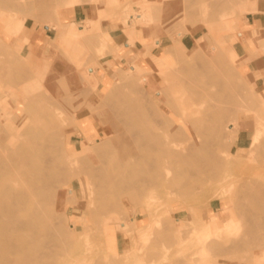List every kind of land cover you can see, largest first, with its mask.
Wrapping results in <instances>:
<instances>
[{"label": "rangeland", "instance_id": "rangeland-1", "mask_svg": "<svg viewBox=\"0 0 264 264\" xmlns=\"http://www.w3.org/2000/svg\"><path fill=\"white\" fill-rule=\"evenodd\" d=\"M16 1L20 3V1ZM91 1L92 0H71L68 5H59L57 16L59 22L58 29L54 27L57 22H54L53 25V22L50 21L53 16L50 12L47 15H35V13L32 12H23L20 10H15L13 8V10L10 11L7 10L10 9V7L7 8L4 6L2 8V6L0 5V12L1 10H3V12L1 13L4 14L0 16V46L3 45L1 46L3 47V49L1 50L0 48V77H2V79L0 78V128H2V130L6 129V132L4 130H1L2 134L6 136L5 137L2 135V137L6 139L11 135L10 133L12 132L11 128L5 125L7 122V112L17 111L16 102L14 101V99H10V97H13V92H10V90H16V92L14 91V93L18 92V97L20 98L28 97V95L33 94V92L30 94L28 92L32 90L33 83H36L41 85L39 88L40 90H37L41 95L42 93H44V90L46 88L51 91L52 94H49L50 96L56 95L60 99L64 100L61 110L63 111V115L65 118H63V122L60 123L64 131V137L62 140L63 146L68 148L70 151L76 152L80 149L82 142H88L86 135L90 132L93 134L92 142L94 141L93 143L91 141L89 142L90 146L92 144H96L95 146H97L98 143L95 142V140H102L105 135H107L108 137L112 136L111 138H113L126 130L121 126L122 123L120 124L118 122L119 120H116L115 118L116 111L118 110V114L120 113L119 111L122 112L123 109L119 110V108L115 107V105L112 106L114 102H117L118 99H115L113 102L112 100L108 101V103L106 102L107 99L104 98H106L109 91L108 89H104L101 83L96 85L95 81L96 79H98L97 76H99L101 73L106 74L107 81L109 83H114L113 86H115L119 83V81L123 80L124 76L128 78V75L132 73L131 69H133V67L142 66L146 62L150 65V63L147 61V54L144 53L145 48L142 46L144 43L152 44L156 40L163 41V44L160 47H155V45H152L153 48L151 52L153 56H159L164 50L173 45L175 39H178L177 33L182 32L183 37L181 40L186 47L184 53L185 55H190L197 47L196 44L199 39L203 38L204 40L208 34V36L212 38V41L213 39H215V41L218 42L216 44L217 46L215 45V43L214 46L220 48V50L222 51L223 68L226 70V68L229 67L230 69V80L227 79L226 81L229 82L228 85L231 86L230 88L234 90H232L233 94L234 92L237 94H234L236 96H234V103L233 101L230 103L231 100L228 101L227 98H225V101L224 98L215 96V101L214 95L213 97L212 95L208 96V98H213H210L212 99V101L214 100L213 102L219 101L218 103H220V101L222 100L219 105H222L224 108H222V106L217 107L219 110L222 108L220 112H223V109H225V111L222 113L223 116H225L223 117L224 119L221 120L220 124L221 126L223 123L222 121L225 120L222 128L225 131H221L222 133H224V137L222 138L221 136L222 140L219 141L220 135L222 134L218 136L219 147L217 146V152L221 155H219V159L224 162L222 165L220 163L219 165L221 166L218 167V173L220 176L219 178L215 177H218V175L213 174L215 177L214 179L213 175L209 173L210 175H212L209 176L213 179V182H211V184H209L211 179L209 180V176L208 179L206 178V173L204 174L206 176H203V174L201 176H194L193 180L195 182H200H197L198 186H194L197 185L195 182L190 183L191 185L194 183L195 184L191 186L192 194L190 195L191 192H188L189 196L188 194H185L184 196L186 197H178L179 194L174 193L173 191L172 193H170L164 190L163 186H160L163 190L159 189V197L155 200H146L145 198H142L136 194L135 187L127 188L120 192H109V190L101 188L96 180L88 178V176H86V174L84 173L80 174L79 172L73 171V166L71 167V165L68 163V160L65 158V160H62L61 163L59 162V168L63 172H67L66 176L70 178L66 179V182L68 183H65L64 181L63 183L65 184H62L60 182L62 185H60V183L55 185L56 204L49 205V209H51L54 213L52 219H50L51 221L49 222H52V225L54 223H57V226L61 224V226H59L61 228L63 225H66L65 228H68V231L65 229L66 233H63L62 231L64 229H57V227L54 225L57 231L59 230L62 232H59L60 235L57 236V240H59L60 242H54L55 246L54 243H49V245L48 243L46 245L40 243L36 247V252L40 255H46L48 253L47 256H49L50 252V255L54 253L50 264L54 262V264H176L177 262L179 264H191V259L195 258L196 253L198 252H196V250H200L203 246L204 247L202 249H204L207 246L208 248H206V252L210 257L211 264H264V238H262L264 237V218L262 217L264 216V198H262L263 200L260 199V201L262 202L259 204L252 203L251 205L250 201H248L249 204L247 200L243 201L245 200V193H247V191H250L245 190L246 180H244V178H248L251 184H255L256 181L258 182V184H260L259 181H262L263 183H261L264 185V77H257L254 81L247 75L242 73V69L239 67V63L237 60L238 55L235 50V46L242 42L240 34L244 29V22L247 14L249 12H256L258 9H260L264 0H232V3L231 0H211V3H213V1L218 2V7L216 9L215 15L210 14L213 17L211 18V21L209 20V14L206 18L208 19L207 21H205V16L207 12H211V8H213L214 10H212L215 12L216 7H213V5H216V3L211 5V7L209 5V8L207 6V4L210 3H207V1L209 0H204L206 6L204 4V1L202 0H199L201 2H197L198 0H190V2H194L193 4H195L192 5L191 3V5L193 6L192 7L190 5L191 8L189 6L190 3L187 2L188 0H99V2L94 5V8L90 4ZM220 1L222 4L224 3L223 5L221 4V6ZM198 3H203L204 7H207L209 10H205L203 9V7L202 10L198 11L203 12L204 10L203 13L201 12L203 15L197 12L199 16L195 12V14H197L195 15L196 17H192L193 19H190L189 23V20L187 19L193 15L194 11H197L203 6L201 4L199 6ZM225 3L227 5H225ZM182 5H184V7ZM196 6H199L200 8H197ZM194 7H196L197 9ZM188 9L193 12L191 13ZM220 9L221 11L217 14V10L219 11ZM226 9H228L229 11ZM186 11H189L192 15L190 16L188 14L189 12L187 13ZM184 12H186L190 17H187L188 15H186L185 13V18H187L184 19ZM76 13L79 14L78 18H75ZM137 14H142L140 19H136ZM200 14L202 15V18H199V21L204 19V21L202 20V22L198 21V17H201ZM216 14L220 16H217L219 19H216L217 17H214L216 16ZM226 14L227 17L224 18ZM15 18L18 19L17 22L25 21L26 25V29L23 31L21 30L20 32H18V34L13 31V27L16 24ZM220 18L222 20H220ZM212 19H216L213 21L219 20L217 22V25L214 22L216 27L213 26L214 23L212 22ZM194 20H197L196 23L194 22ZM191 22L193 25L191 24ZM209 22H212L213 25L211 24L212 26H209ZM227 22L229 24L227 27H225V24ZM176 25L181 26V28L183 27L182 31L177 30L176 33H174L175 30L179 28ZM47 26H50L53 31L52 39L49 43V48L45 53L32 54V48L34 44L33 34L37 29L43 30ZM90 27L92 28L90 29ZM212 27H214V29ZM205 32L207 33L205 34V37H203ZM108 35L109 38L106 37ZM23 36H25V41L21 42L19 40V37ZM77 39L85 40L80 41V48L82 49V51L80 52H76L77 50L73 48L76 45ZM106 39L108 43L107 45L111 46H108L110 47V49L108 50V47L106 46L107 48L105 47L104 49V55H102L98 59L88 62V64H83L84 61L87 60L86 58H88V56L90 57V54L94 52L92 51L94 49L90 48L98 47V45H100L102 42H105ZM210 39L204 40V51L208 52L213 46L212 43L210 44V42H212L210 41ZM57 40L59 44L57 43ZM134 41L136 43L135 45H132L130 42ZM207 43H209V47L206 46L208 45ZM73 49H75V51ZM111 49H114L115 51ZM107 51H110V53L106 54ZM8 55H10L11 60L7 58ZM91 63H93L94 66ZM89 64L90 66H88ZM85 67H92L93 70L95 68L94 73L96 74H88L91 79V85L87 84L84 80V76L86 77V72L84 69ZM211 67L213 69L214 67H218L217 72H219L220 70V72L217 73L209 67V69H212L215 72H210L211 75L222 74L223 72H225V70H222V68L218 65L217 67ZM168 69L169 67L165 65H159L157 67V70L161 72H165ZM78 72H80L79 74H81V76H79ZM179 72L177 71V74H180L182 77L180 75L179 77L177 74L168 75L169 78L167 79L165 85H168L167 87H169L171 91L180 89V78L185 77L188 79V74L186 77V72ZM182 74H184V76ZM65 77L66 83L64 87L65 81L62 83L61 80ZM78 77H80L81 82L83 80L84 81L80 83V79ZM81 77L83 78V80ZM175 77H179V79L173 81L172 79H175ZM57 79L60 80L57 82ZM59 82H61L59 86L62 85V88L58 86ZM69 82L71 83V85L69 84ZM174 82L178 84L175 85L176 83ZM207 83L205 82V84ZM212 83L215 85L214 82H211L210 86L209 83L207 86H204V83L200 85H202L201 87L204 86L208 89H210L211 87H216V85L214 86L212 85ZM9 85H11V89ZM69 85L70 89L67 90ZM134 87L135 86L127 87V89L124 88L125 96L127 98H130L131 95L133 96L131 99H137L140 97V94H138L139 92H137L140 90V88L138 89V86H136V88L138 89L137 90L136 88L133 89ZM228 87L227 89L231 90ZM63 88H66L67 92L66 90H63L66 93H62L61 89ZM166 90L167 93H169V90ZM210 90H216V88ZM23 91H27V95H25L26 93L24 94ZM126 92L128 93V96L126 95ZM126 97H122L123 99L121 100H125ZM256 97H258L259 99ZM210 99H206L207 102H205V106L210 104ZM256 100L258 101V103ZM223 101L225 103H223L224 105L222 104ZM43 102H38V104H40L39 107L42 106L41 104ZM111 102L112 104H110ZM120 102L121 101L119 100V105L123 106L120 104ZM213 102H211V104ZM235 102L238 103L235 109H239L238 111L236 110V113L234 112L235 109L232 110L233 112L229 111L233 108L232 106L236 104ZM105 103L107 105H105ZM118 103H116V106L118 105ZM4 104H6V109H2V107L5 106ZM229 105L231 106V109ZM88 106L92 107L89 108ZM225 106L229 109L228 114V111L226 110L227 108H225ZM18 107H20V109L22 110L20 111V114H22L24 106L22 104H19ZM109 108L113 109V112L111 110L109 111ZM37 111H34V113H32L33 116L36 114L39 115L41 113L40 108H37ZM212 111L211 113L216 112V110L213 112ZM230 112L231 114L236 115H234L233 117V115H230ZM227 115L231 118H228ZM231 119L233 122L231 121ZM68 121L69 123H67ZM209 122L203 121L206 126L209 125ZM85 123L90 124L84 125ZM1 125H4V127H1ZM164 125L165 124L161 123V128L158 125L160 130H162ZM178 126H180V124L178 123L171 126L166 125L167 129L165 130L172 131V133H174L173 128H176ZM193 126L194 124L192 122L187 123V130L189 133L186 135L188 136V138H186L187 136L185 135V133L180 135V137L179 135H177L176 137L179 140L177 139L178 141H175L174 137L173 142H170L169 147L180 148L181 146H184L187 141L191 139V137H195V130ZM257 132H260V137L258 138V142L254 144V146L253 143L251 144V142L252 138L256 135L255 133ZM241 133L244 135V137L247 136L248 138V141L244 145L245 148L242 149H240L239 147L241 146V143L239 144L237 141L238 136ZM184 135L186 137L181 141V136ZM7 140L8 139H6L5 142H3V140L2 142L6 144L8 142ZM218 141L216 140V142ZM220 143H223L224 145H220ZM2 144L0 143V148H2ZM71 145H74V147H72ZM252 145L253 148H255L254 150L252 148ZM88 146L89 145H83L82 148H87ZM220 147L224 148L221 149ZM258 147H260L261 149ZM251 149L253 152H251ZM258 149L262 151L260 152V150ZM107 151L108 150H106V152ZM219 151L221 152L219 153ZM106 152H103V150L101 149H95L89 154V160L87 161L91 164L95 163V165L111 169L115 172H122L124 170V167L121 164L113 163V161L109 158L103 157ZM223 156L225 159L220 158ZM101 157L104 158L103 161L105 162L102 161V163H99V161H101ZM60 158L63 159L64 157H59V161H61ZM259 158L261 159L258 160ZM70 160H72V158H70ZM86 165V163L82 162L79 164V167L85 168ZM137 170L140 173L141 168H137ZM169 170H171L172 175L173 170L171 169V166H160L157 168V171L161 173H166ZM223 178L230 180V182L223 185L219 189L217 187H220V185L216 183H218L219 180L221 181ZM231 179L234 182L231 181ZM204 180L205 184L203 183ZM242 180L244 182L241 184ZM184 181L187 180H185L184 176H181L179 182H176L178 188L181 187ZM184 185L185 184H183V186ZM175 186L176 185H174V187ZM193 186L195 189L193 188ZM70 189H72L73 191H70ZM242 190H244V192ZM241 192L244 193L243 196L241 195ZM237 196L240 198L242 196L243 198L241 199L243 200H239L240 198H238ZM64 199L67 202H64ZM231 199H236L233 203L234 205L230 202ZM240 201L243 202L242 205ZM108 202L119 203V210L114 213L106 212L104 214H99L97 217H94V214L92 215L93 217H91L90 210L93 211L97 209L100 203ZM237 202H240L239 205ZM252 206H256V209H254V207ZM36 208L43 209L42 201L39 198H33L30 201L28 209L25 212H21L18 215V218L21 220L31 218L30 214L28 215V213ZM243 209L248 213L247 218H249H246V221L245 219H243V215V217H241V212L244 211ZM257 209L261 211H258ZM58 211L62 214L61 216L63 218L65 217L66 219H63L61 216H59L60 213ZM249 213L250 215H252L250 216ZM255 213L260 214L258 215ZM257 215L262 216H260L261 218H258ZM231 216L238 222L237 227L238 229H240L239 231L242 232V234L240 233V235L238 236V240H240H236L237 248H239L237 249L228 244L227 246L229 247L226 246V248H229L230 251L226 252V248V251H221L222 253L217 250L214 251L215 248H212L210 244V238L211 240L214 239L210 236L213 235L208 233L206 234L207 231L205 232V227L208 224L210 225V221L213 217L216 218L217 225H219L220 227H225V225L228 223V219ZM251 217L255 218L251 220ZM256 219L257 221L255 222L254 220ZM258 219H260V222L258 221ZM170 221L173 224H171ZM101 222L103 223V225L101 224ZM107 224L108 226H106ZM246 224L249 226H247ZM253 224L254 226H252ZM42 225H44V222L42 223ZM256 226H258L259 228H256ZM166 228H168L167 230L169 231H175H170L173 233V236L172 233L170 234V232L166 230ZM188 229L192 233L187 231ZM253 229H256V231L258 232H254ZM70 230L73 232H70ZM185 232L186 234H184ZM145 233L146 235H144ZM227 233V231L222 233L223 238L218 239L219 244L226 243ZM249 233H253L255 237H253ZM258 233H260L261 235ZM61 234L65 235L61 236ZM256 234L258 235L256 236ZM190 235L192 236L190 237ZM164 236L167 238L165 239ZM243 236H245V239ZM162 237L164 241L163 239L161 240ZM183 237L186 238L184 239ZM167 239H169V242L167 241ZM62 241L63 243H65L64 245ZM240 241L241 244L239 243ZM206 242L209 245H207ZM52 244L53 247L51 246ZM63 246H66L65 249L63 248ZM57 248L59 251L57 250ZM49 249L51 251H49ZM60 249H64L66 254L64 250ZM55 252L56 254L58 253L59 257H57L58 255H56ZM217 252H220L221 254ZM224 253H226L227 255H224ZM218 254L219 256H216ZM234 258H236V260Z\"/></svg>", "mask_w": 264, "mask_h": 264}, {"label": "bare ground", "instance_id": "bare-ground-1", "mask_svg": "<svg viewBox=\"0 0 264 264\" xmlns=\"http://www.w3.org/2000/svg\"><path fill=\"white\" fill-rule=\"evenodd\" d=\"M18 1H20V3L17 2L16 0H0V5L2 6V8L4 6L7 8L10 7V9H7L10 11H12L13 9L20 10L23 12L28 11L30 13L31 12L35 13V15H37V14L38 15H47L50 12L53 15L50 21L53 22V25H54V22H57L54 27L56 29H58L59 28V22L57 19L58 7H59V5L60 6H64V4L68 5L71 0H25V1L18 0ZM193 1H196V0H193ZM202 1H204V0H202ZM210 1L211 0L207 1V3ZM98 2H99V0H92L90 4L94 8L95 7L94 5L97 4ZM187 2L190 3L189 6L191 5V3H192V5H195V4H193L194 2H190V0H188ZM197 2H201V1L198 0ZM232 2L233 1L231 0V3ZM214 3H216L217 6ZM217 3L218 2L213 1V3L210 2L207 4L208 7H209V5L211 7V5L214 4L215 6L213 5V7H216V8H215V12L213 11L214 9L211 8V12L212 11L213 12L211 13L209 11L210 13L207 12L206 16L204 15L205 21L208 20V19H206L208 14L209 15L210 14L215 15L216 9L218 7ZM200 4L203 5V3H198L199 6H200ZM204 4L206 6L205 1H204ZM221 4L222 3L220 1V6H221ZM184 5H182V6L184 7ZM225 5H227V4L225 3ZM161 6H162V4H161ZM186 6H188V5H186ZM191 6H190V8H191ZM196 7H194V8H196ZM203 7H204V5L201 8L199 7L200 9H198L197 11H194L193 15L190 14V12L192 13L193 11H190V9H188L190 12L189 11H188L189 13L187 11L186 12L190 16L191 15L192 16L190 17L186 12H184L183 13L184 19H186L187 17H190L187 19V20H189V23H190V19H193L194 17H196L195 15H197L198 13H201L202 11L201 12H198V11L202 10ZM203 9L209 10L207 7L206 8L204 7ZM222 9H224V8H222ZM226 10H228V9H226ZM183 11H184V9H183ZM220 11H221V9L219 11L217 10V14ZM1 12H3V10H1ZM195 12L196 13L198 12V13L195 14ZM203 12H204V10H203ZM30 13H28V14H30ZM185 13H186V15H188L186 18L184 15ZM201 14H200L201 17H198V21H199V18H202L203 14L202 15ZM217 14H216V16H214V15L213 16L214 17L219 16ZM1 15H4V14L1 13L0 16ZM141 15L142 14H137L136 19L137 18L140 19ZM198 16H199V14H198ZM226 17H227V14L224 18H226ZM228 17H230V16H228ZM209 18H210L209 20L211 21V18H213L212 15H210ZM221 18H220V20H222ZM54 19L55 20L57 19V20L55 21ZM216 19H219V18L217 17ZM216 19H212V22L213 23L215 22L217 25V22L219 20L213 21ZM15 20H16V24L13 27V31L18 34V32H20L21 30L23 31L26 29V25H25V21L17 22L18 21L17 18H15ZM202 20L204 21V19H202ZM202 20H200V21L202 22ZM196 21L194 20L195 23H196ZM184 22H186V21H184ZM212 22L211 23L209 22V26L212 24ZM215 23H214V25L212 24L214 27H216ZM191 24H192V22H191ZM228 24L229 23L227 22L225 24V27H227ZM220 26H222V25H220ZM177 27L181 28V26H177ZM214 27H212V28L214 29ZM91 28L92 27H90V29ZM179 28L176 29L175 32L174 31L173 32L176 33L177 30L182 31L183 27L181 29H179ZM208 31H209V29H208ZM86 33H88V32H86ZM206 33L207 32L204 33L203 37H205ZM153 34H155V33H153ZM106 37L109 38V35ZM182 37H183L182 32H178L177 33L178 39H175L174 43L172 42L173 45H171L168 49L164 50L159 56H153L151 51L153 48L152 45H155V47H160L161 40H156L152 44L144 43L142 46L145 48L144 53L147 54V57H148L147 61L150 63V65L146 62L142 66L133 67V69H131V70H132V73L133 72L134 73L133 74L131 73L132 75L129 74L128 78H126V76H124L123 80L119 81V83L115 86H113L114 83H112V82L109 83L107 81V79H106L107 75L106 74L101 73L99 76L96 75L98 77V79H96V81H95L96 85L101 83L103 85L104 89H108V91H109L107 93L106 98H104V99H107L106 102L108 103V101H110V100H112V102H113L115 99L116 100L118 99L116 103H118V101L120 100L121 101L120 104L124 106L125 109L123 108V106H120L118 103V105H119V107H118V105L116 106L115 102L112 105V106L115 105V107L119 108V110L123 109L122 112L119 111L120 113H118V114H117L118 110L116 109L117 115L115 114V116H116L115 118H116V120L117 119L119 120L118 122L120 124L121 123L123 124V125L121 124V126L123 127V129L125 128L126 130L125 131L123 130L124 132L118 134L117 136L114 135L115 137H113V138H111L112 136L108 137L107 135H105V137L102 140L96 139L95 142H97L98 144H97V146H95L96 144L95 145L92 144L91 146H93V147H91L89 144V142L90 141L92 142V140H93V138H92L93 134L91 132L90 133L87 132L88 134L86 136H87L88 142H85V141L82 142L80 149L77 150L76 152L70 151L68 148L63 146V142H62L63 137H64L63 136L64 131H63L60 123H62L63 118H65L63 115V111L61 110V107L63 105L64 100L60 99L56 95L50 96L49 94H52L51 91L49 89H46L44 86L43 87L45 88V90H44V93H42V95H41L37 91L41 85L36 84V83H33L32 90L30 92H28L29 94L33 92V94L28 95V97L20 98V97H18L19 96L18 92L14 93V91L16 92V90H14V91L10 90L11 85H9L10 86V89H9L10 92H13L12 93L13 97H10V99L11 100L14 99V101L16 102L17 111H14V112L10 111L11 114H10V112H7L8 113L7 114V122L5 125L9 126L11 128L12 132L10 133L11 135L6 138V139H8L7 140L8 142L6 144L3 143L6 141V139L4 137H2V135L3 136H5V135L2 134V132H1L2 128H0V141H1L0 143L1 144L3 143L2 148H0V264H50L51 263L54 253H52V255H50L51 254V252H50L49 256H47L48 253L46 255L45 254L40 255L36 252V247L40 243L43 245H46L48 243V245H49V243L58 242L59 240H57L58 239L57 236H59L60 233H62V232L66 233V230L68 229V228H65L66 225L62 224L63 226L61 228V227H59V226H61L60 223H59L60 225L57 226V223L56 224L54 223L52 225L51 224L52 222H49V221H51L50 219H52V216L54 214L53 211L51 209H49V205L50 204H54V205L56 204V199H55L56 198V193H55L56 188H55V185L59 184L60 182L62 184L68 183V182H66L67 181L66 179L70 178V177L66 176L67 172H63L59 168V164L62 162V160H65V158L68 160V163L71 165V167L73 166L72 167L73 171L79 172L80 174L84 173V174H86V176H88V178H90L92 180H96L101 188H103L105 190H109V192L110 191L111 192H120L124 189L135 187L136 194L142 198H145L146 200L147 199L148 200L157 199L159 197V192H158L159 189H161V190L164 189L170 193H172V191H173L174 193L179 194L178 197H180V196L182 197L185 194H188V192H191L190 193V195H191L192 194L191 186L194 185L195 183L197 184V182H200V181L195 182L193 180L194 176H201L203 174V176L207 175L206 178L208 179V176L210 175L209 173H211L212 175L213 174L218 175V177L215 176L216 178L220 177L219 173H218V171H219L218 167L221 166L224 161L222 162L221 159H219L220 154H218V152H217V146L219 144V141H221L222 138L224 137L223 136L224 133H222L221 131L223 130L222 128H223V123L225 122V120L222 121L223 123L221 126H220V124H221V120L224 119L223 117L225 115L223 116L222 113L225 111V109H223L224 110L223 112H220V110L224 107L222 105H219V104L222 101L221 98H224V99L227 98L228 101L231 100L230 103L232 101L234 103V101H235L234 98L236 97L234 95L236 93L234 92V94H233L234 90L232 88H230L231 86L228 85L229 82L226 81L227 79L230 80V78H229L230 77V69H229V67H227L226 70L223 68L222 51L220 50V48L216 47L217 46L216 44L218 42H216L215 39H213V41H215V42H213L212 38L210 36H208V34L206 36L207 38L205 37V39L209 40L211 38L210 41H212V42H210V41L209 42H210V44L211 43L213 44V46L210 48V50L208 52L204 51L205 48L203 47V45L205 46V43H204L205 39L203 40V38H200L196 44L197 47L194 49V51L190 55H185V53H184V50L186 47L181 40ZM58 39H59V37H58ZM19 40L21 42L25 41V36L19 37ZM171 40H172V38H171ZM80 41H85V40L77 39L76 45L73 47L77 50L76 52L82 51V49L80 48ZM57 43H58V40H57ZM130 43L132 45H135L136 42L134 41V42H130ZM214 43L216 46H214ZM107 44L108 43H107V39H106V41L102 42L100 45H98V47L90 48V49H94V50H92L94 52H92V53L90 52L91 56L90 57L88 56V58H86L87 60H85L83 64H88V62H91L95 59H98L99 57L104 55L105 47L110 46ZM207 44L208 45H206V46L209 47L210 46L209 43H207ZM55 45H57V44H55ZM1 46H3V45H1ZM1 46H0V48L2 50L3 47H1ZM110 47H108L107 49L109 50ZM75 49H73V50L75 51ZM111 50H114V49H111ZM107 53H110V51H107L106 54ZM5 57H7V56H5ZM7 58L9 60H11L10 55H8ZM7 58H6V60H7ZM91 64L93 65V63H91ZM159 65L168 66L169 69L165 72L158 71L157 67ZM177 65H179V66H177ZM217 65L220 66L222 68V70H225V72H223L222 74H212L211 75L210 72L212 73L214 71L215 72L218 71ZM88 66H90V64ZM211 66H213V67L216 66L217 68L214 67V69H213ZM209 67L212 68L214 71L212 69H209ZM84 69L86 72V77L84 76V80L87 84L91 85V81H90L91 79H90L88 74H93V75L96 74V73H94L95 68H94V70L92 67H85ZM215 69H217V70H215ZM73 71H75V70H73ZM177 71L178 72L180 71L179 73H181V71L186 72V77L188 74V79L185 77H184L185 79L180 78V80H179V81H181V83L179 82L180 89L176 90V91H171V89H169V87H167L168 85H165V84H166L167 79L169 78L168 75L177 74ZM69 72H71V71H69ZM167 72H169V73H167ZM219 72H220V70H219ZM219 72H217V73H219ZM79 73L80 72H78V74ZM224 73H226V74H224ZM182 75L184 76V74H182ZM79 76H81V74H79ZM179 77L178 78L175 77V79H172V80L176 81V79H179ZM0 78L2 79V77H0ZM78 78L80 79V77H78ZM172 78H173V76H172ZM59 80L57 79V82ZM62 80H61L62 83L65 81L64 82V87H65L66 77L62 78ZM82 80H83V78H82ZM61 82H59V84L57 83L58 86L61 84ZM82 82L80 79V83H82ZM205 82L206 83L208 82L209 86H210L211 82H214L216 87H214V88L211 87L210 89L216 88V90H210L207 87H204V86L208 85V83L205 84ZM174 83H176V82H174ZM202 83H204L203 87H201L202 85H200ZM69 84L71 85L70 82H69ZM177 84L178 83H176L175 85H177ZM70 85L68 86V88L66 87L67 90L70 89L69 88ZM175 85H173V86H175ZM212 85H214V84L212 83ZM61 86H59V87L62 88ZM130 86H135L133 89H135L136 86H138V89L140 88V90L137 91V92H139L138 94H140L139 98L131 99L133 96L129 95L130 98L128 97L129 98L128 99L125 96L124 88L127 89V87H130ZM227 87L230 88L231 90L227 89ZM66 88L61 89L62 93L67 92ZM82 88H83V86H82ZM206 88H207V90H206ZM166 89L169 90L168 92L170 93V98H169V93H167ZM57 90H59V89H57ZM63 90H66V92ZM134 91H136V90H134ZM34 92H35V94H34ZM16 94H18V95H16ZM24 94L27 95V91L24 92ZM25 95H23V96H25ZM123 95L126 97L125 100H121V99L125 98ZM126 95L128 96L127 92H126ZM210 95H212V97L214 95V100L216 99L215 96L221 97L220 103H218L219 102L218 100H217L218 102H213L214 100L212 101V99H213L212 97L208 98V96H210ZM210 98H212V99H210ZM256 98H258V97H256ZM41 99H42V101H41ZM206 99L207 100L210 99L211 102H213V103L211 104V102H210L211 105L208 104L207 106H205V102H207ZM217 99H219V98H217ZM225 101H226V99H225ZM228 101H227V103H228ZM38 102L39 103L43 102L44 104L43 103L41 104L43 107L42 106L39 107L40 104H38ZM112 102L110 104H112ZM217 103H218V105H217ZM223 103H224V101L222 102V104ZM235 103L236 104L234 106H232L233 107L232 109L230 106L231 104L229 105L231 110L228 109L229 107L227 106L228 105L227 104L226 106L228 108L225 106V108H227L226 110L232 111L233 109H235L236 105H238L237 102H235ZM257 103H258V101H257ZM19 104H22L24 106L22 114H20V111H22V110L20 109V107H18ZM99 104H102V103H99ZM4 105L5 106L2 107V109H6V104H4ZM105 105H107V104L105 103ZM112 106H111V108H112ZM218 106H220V107L222 106V108L219 110L217 108ZM88 107L90 108L92 106H88ZM100 107H101V105H100ZM37 108H40L41 113L39 115L36 114L33 116L32 113H34V111H37ZM111 108H109V111L111 110L113 112V109H111ZM212 109H213V111L216 110V112L211 113ZM114 110H115V108H114ZM236 110L237 109L234 110L235 113L239 109L237 111ZM59 111H60V113H59ZM229 111L227 112V114L229 113ZM226 112H225V114H226ZM230 115H233V114H231V112H230ZM234 115H236V114H234ZM234 115H233V117H234ZM227 117H228V115H227ZM227 117H225V118H227ZM228 118H231V117H228ZM203 121H205V122L210 121L211 123L209 122V125L207 123L208 126H206L203 123ZM226 121H230V120H226ZM231 121H232V119H231ZM191 122L194 124L193 127L195 130L194 131L195 135L194 134L193 135L197 138L191 137V139H189L187 141V143L184 146H181L180 148H172V147L170 148L169 147L170 142H173L174 137H175L174 140L176 141L178 139L176 137L177 135H179V137H180V135H182L183 133H185V135L189 133L187 130V123H191ZM67 123H69V121ZM161 123L165 124L163 127L164 130H163V128H162V130H160V128H161L160 124ZM176 123L180 124V126L173 128L174 133H172V131H166L165 130V129H167L166 125L171 126V125L176 124ZM86 124H88V123H85L84 125H86ZM158 125L160 126V128L158 127ZM2 126L4 127V125H1V127ZM220 127H221V130H220ZM224 131L225 130H223V132ZM220 134H222V135H220ZM255 134L256 135L252 138V142H251V144L253 143V145L258 142V138L260 137L259 136L260 132H257ZM8 135H9V132H8ZM97 135H98V133H97ZM185 135L181 136L182 137L181 141L184 140L185 137L187 136V135L186 136ZM219 135H220V138H219L220 140L218 139ZM221 136H222V138H221ZM186 138H188V136ZM216 140L217 141L219 140V141L216 142ZM224 142H226V141H224ZM83 145H85V146L89 145V146L87 148H85V147L82 148ZM220 145H224V144L220 143ZM253 145H252V148H253ZM71 146L74 147V145H71ZM223 148L224 147H222L221 149H223ZM258 148H260V147H258ZM95 149H97V150L101 149V150H103V152L104 151L106 152V150H108L104 155L102 154L103 157L109 158L110 160L113 161V163L121 164L124 167V170L122 172H115L111 169L95 165V163L91 164L90 162H88L87 160H89L88 159L89 154ZM254 149L255 148H253V150ZM260 149H258V150H260ZM261 151L262 150H260V152ZM220 152L221 151H219V153ZM251 152H253L252 149H251ZM61 156H63L64 158L63 159L60 158L61 161H59V157H61ZM70 158H72V160H70ZM104 158L101 157L100 158L101 161H99V163H102ZM220 158H224V156L220 157ZM260 159L261 158H259L258 160H260ZM97 161H98V159H97ZM82 162L87 164L85 168L79 167V164ZM103 162H105V161H103ZM220 163H221V165H219ZM160 166H171V169L173 170L172 175H171V170H169L166 173L165 172L161 173V172L157 171V168ZM137 168H141L140 173L137 170ZM205 173H206V175H204ZM212 175H210V176H212ZM214 175H213V178L215 179ZM76 176H77V174H76ZM181 176H184L185 180H187V181H184L182 183V185H181L182 188L181 187L178 188V185L176 182L177 181L179 182V180L181 179ZM210 176H209V180L210 179L211 180H210L209 184H211V182H213L212 181L213 179ZM73 178H74V175H73ZM244 180H246L245 181V190H250L251 193H250V191H247V193H245V196H244L245 200H243L241 198H243L242 196L244 194L243 193L244 190H242L243 192H241L242 193L241 198L237 196L238 198H240L239 200H243V201L247 200V202L250 201L251 205H252V203H256V204L261 203L262 201H260V199L264 198V185L262 184L263 182L259 181L261 184L260 185V184H258L257 181H256L257 184H256V182H255V184H251L249 182L248 178L247 179L244 178ZM64 181H65V183H63ZM231 181H233V180L231 179ZM193 182H195V183L191 185L190 183H193ZM229 182H230V180L223 178L221 181L219 180V182L216 183V184L220 185V187H217V188L220 189L223 185H225ZM233 182H231V183H233ZM243 182L244 181L242 180L241 184ZM61 183H60V185H62ZM203 183L205 184V180ZM203 183H202V185H203ZM183 184H185V185L183 186ZM174 185H176V186L174 187ZM160 186H163V189ZM194 186H198V184L194 185ZM194 186H193V188H194ZM176 188H178V189H176ZM213 188H216V187H213ZM70 191H73V190L70 189ZM194 191H193V193H194ZM188 196H189V194H188ZM184 197H186V196H184ZM33 198H39L42 201L43 209H39V208L33 209L31 212L28 213V215L30 214L31 218L24 219V220L19 219L18 215L21 212H23V211L25 212L28 209V207L30 205V201ZM235 200L231 199L230 202L233 204L235 202ZM65 201L66 200L64 199V202ZM239 203H238V205H239ZM242 204H243V202H241V205ZM248 204H249V202H248ZM260 205H259V207H260ZM119 207H120L119 203H117V202H108V203H100L99 206L97 207V209H95L93 211L90 209L89 210L93 213L92 214L90 212L91 217H93L92 215H94V214H95L94 217L95 216L97 217L99 214H104L106 212H111V213L117 212L119 210ZM252 207H254V206H252ZM255 207H254V209H256ZM87 209H88V207H87ZM263 210H264V208H263ZM245 211L246 210H244L243 212H241L242 214L241 213L240 214H241V217L244 216L243 219H245V221H246L248 213ZM258 211H261V210H258ZM250 213H251V211H250ZM250 213H249V215H250ZM116 214H118V213H116ZM240 214H239V216H240ZM255 214L259 215L260 213H255ZM61 215L62 214L60 213L59 216H61ZM260 216H262V215H260ZM260 216H258V218H261ZM262 217L264 218V216H262ZM253 218H255V217H253ZM253 218L251 220H253ZM91 220H92V218H91ZM64 221H66V220H64ZM254 221L256 222L257 219ZM258 221L260 222V219H258ZM43 222H44V225H42ZM210 222H211L210 225L208 224L205 227V232L207 231L206 234L208 233V234H211L214 236V237L210 236V237L214 238L212 240L210 238L211 243L208 241L211 244V247L215 248L214 251L215 250L220 251V252L224 251L228 244L232 245V247L237 248V245H236L237 241L236 240H238V238H239L238 236L240 235V233L242 234V232L239 231L240 229H238V227H237L238 222L232 216L228 219V223L225 225V227H223V226L220 227L219 225H217L215 217H213ZM170 223H171V221H170ZM101 224L103 225L102 222H101ZM171 224H173V223H171ZM54 225L57 227V229H60V230L64 229V230L62 232L59 230L57 231V229H56V227H54ZM106 226H108V224ZM247 226H249V225H247ZM252 226H254V224ZM173 227H175V226H173ZM250 227H251V225H250ZM256 228H259V227L256 226ZM167 229L168 228H166V230ZM250 230H249V232H250ZM167 231H169V230H167ZM170 231L175 232L174 230H170ZM187 231H189V229ZM225 231L228 232L226 234L227 235L226 243L225 244L224 243L219 244L218 239L223 238L222 233ZM70 232H73V231L70 230ZM189 232H191V231H189ZM254 232H258V231H256V229H255ZM171 233L172 232H170V234ZM184 234H186V232ZM249 234H251V233H249ZM258 234H260V233H258ZM258 234H256V236ZM63 235H65V234H61V236H63ZM144 235H146V233ZM251 235L253 237H255V235H253V233ZM172 236H173V233H172ZM191 236L192 235H190V237ZM180 237H181V235H180ZM243 237L245 239V236H243ZM164 238L166 239L167 237L164 236ZM262 238H264V237H262ZM159 239H160V237H159ZM162 239H163V237L161 238V240ZM168 240L169 239H167V241ZM163 241H164V239H163ZM55 243H54V246H55ZM62 243H63V241H62ZM70 243H71V241H70ZM239 243L241 244V241ZM64 244L65 243H63V245ZM206 244H207V242H206ZM207 245H209V244H207ZM51 246L53 247V244ZM65 247L63 246L64 249H65ZM227 247H229V246H227ZM202 248L201 249L199 248L200 250H198V249L196 250V252L197 251L198 252L196 253V257L191 259V261H192V262L190 261L191 264H211L210 257L208 255V253L206 252L207 251L206 248H208V247L206 246V248H204V249H202ZM64 249H60V250H64ZM66 249H68V248H66ZM57 250H58V248H57ZM226 250H225L226 252L230 251L229 248H226ZM49 251H51V250L49 249ZM64 252H65V250H64ZM220 252H217V253L221 254L222 252L221 253ZM55 254H56V252H55ZM65 254H66V252H65ZM219 254L216 256H219ZM225 254L226 253H224V255ZM56 255H58V253ZM192 256H194V255H192ZM57 257H59V255ZM234 259L236 260V258H234ZM56 262H57V260H56ZM186 262H188V261H186ZM54 263H52V264H54ZM180 263H181V261H180ZM213 263H215V262H213ZM259 264H261V263H259Z\"/></svg>", "mask_w": 264, "mask_h": 264}, {"label": "crops", "instance_id": "crops-1", "mask_svg": "<svg viewBox=\"0 0 264 264\" xmlns=\"http://www.w3.org/2000/svg\"><path fill=\"white\" fill-rule=\"evenodd\" d=\"M78 15L76 13L75 18H78ZM52 33L50 26L45 27L43 30H36L33 34L32 54H40L47 51L52 39ZM240 35L242 42L235 46L239 67L242 69V73L255 81L257 77H264V2L256 12L247 14L244 29ZM162 44L163 41H161ZM237 141L239 144L241 143L239 147L242 149L245 148L244 145L248 138L241 133Z\"/></svg>", "mask_w": 264, "mask_h": 264}]
</instances>
